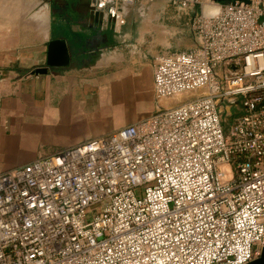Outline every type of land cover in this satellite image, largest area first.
<instances>
[{"label": "built area", "instance_id": "2783aa9c", "mask_svg": "<svg viewBox=\"0 0 264 264\" xmlns=\"http://www.w3.org/2000/svg\"><path fill=\"white\" fill-rule=\"evenodd\" d=\"M135 1L91 5L122 22L120 7ZM165 1L189 12L196 45L155 57L154 94H196L1 172L0 264H245L260 255L264 0L218 3L213 15L202 8L215 0Z\"/></svg>", "mask_w": 264, "mask_h": 264}, {"label": "crops", "instance_id": "0c3cea01", "mask_svg": "<svg viewBox=\"0 0 264 264\" xmlns=\"http://www.w3.org/2000/svg\"><path fill=\"white\" fill-rule=\"evenodd\" d=\"M95 13L91 0H0V173L141 119L155 57L196 45L189 12L165 0L122 5V22ZM61 36L70 65L35 72Z\"/></svg>", "mask_w": 264, "mask_h": 264}, {"label": "water", "instance_id": "95a60500", "mask_svg": "<svg viewBox=\"0 0 264 264\" xmlns=\"http://www.w3.org/2000/svg\"><path fill=\"white\" fill-rule=\"evenodd\" d=\"M218 3H229L233 0H215ZM244 3H249L250 0H238ZM209 8H214L212 11H208ZM218 4L213 5H204L202 11L205 15H213L217 12ZM96 10V9H95ZM99 17H103L102 11L96 10V13ZM105 16V15H104ZM106 17V16H105ZM112 19V18H111ZM64 37H57L48 40L47 49H46V66L38 67L35 69V72H45L48 67H67L70 65V51ZM245 264H264V246L261 248L260 255L253 259L250 262Z\"/></svg>", "mask_w": 264, "mask_h": 264}, {"label": "rangeland", "instance_id": "374dc122", "mask_svg": "<svg viewBox=\"0 0 264 264\" xmlns=\"http://www.w3.org/2000/svg\"><path fill=\"white\" fill-rule=\"evenodd\" d=\"M215 4H218V2ZM210 5V4H207ZM185 28V26L183 25V29ZM184 31V30H183ZM182 36L184 37V33L182 34ZM196 93H192V92H187V93H181L179 96H173V97H167L165 100L168 101V104L166 106H161L160 102L156 100V98L154 97L153 93H152V97H142L141 99H138L137 101V107L138 110H140V113L134 114L132 116H137V118H142V117H147L150 116V114L154 113L155 110L160 107V108H164V107H172V106H176L179 105L181 102L187 101L189 99H191ZM239 109V106L238 108ZM237 114L238 111H231L230 114L227 113H222L223 114V118H224V123H223V129L224 131H226V127H225V123L226 122H230L232 120V116L234 115V113Z\"/></svg>", "mask_w": 264, "mask_h": 264}, {"label": "trees", "instance_id": "16d2710c", "mask_svg": "<svg viewBox=\"0 0 264 264\" xmlns=\"http://www.w3.org/2000/svg\"><path fill=\"white\" fill-rule=\"evenodd\" d=\"M229 124H230V122H226V123H225V127H226V129L228 128Z\"/></svg>", "mask_w": 264, "mask_h": 264}, {"label": "bare ground", "instance_id": "6f19581e", "mask_svg": "<svg viewBox=\"0 0 264 264\" xmlns=\"http://www.w3.org/2000/svg\"><path fill=\"white\" fill-rule=\"evenodd\" d=\"M212 10H214V8H209V9H208V11H212Z\"/></svg>", "mask_w": 264, "mask_h": 264}]
</instances>
